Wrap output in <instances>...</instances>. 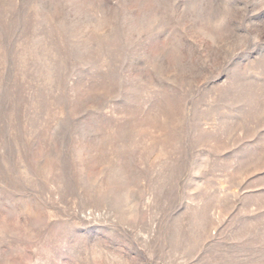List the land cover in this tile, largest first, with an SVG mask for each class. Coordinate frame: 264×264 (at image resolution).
I'll list each match as a JSON object with an SVG mask.
<instances>
[{
    "label": "rangeland",
    "instance_id": "rangeland-1",
    "mask_svg": "<svg viewBox=\"0 0 264 264\" xmlns=\"http://www.w3.org/2000/svg\"><path fill=\"white\" fill-rule=\"evenodd\" d=\"M0 264H264V0H0Z\"/></svg>",
    "mask_w": 264,
    "mask_h": 264
}]
</instances>
